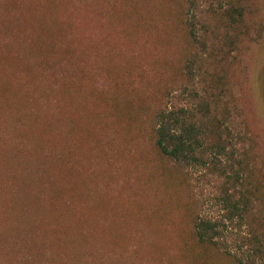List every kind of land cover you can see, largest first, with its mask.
I'll return each mask as SVG.
<instances>
[{
  "label": "rangeland",
  "instance_id": "rangeland-1",
  "mask_svg": "<svg viewBox=\"0 0 264 264\" xmlns=\"http://www.w3.org/2000/svg\"><path fill=\"white\" fill-rule=\"evenodd\" d=\"M183 23L264 181V0H0V264L209 263L178 237L220 182L150 141L153 102H195Z\"/></svg>",
  "mask_w": 264,
  "mask_h": 264
},
{
  "label": "trees",
  "instance_id": "trees-1",
  "mask_svg": "<svg viewBox=\"0 0 264 264\" xmlns=\"http://www.w3.org/2000/svg\"><path fill=\"white\" fill-rule=\"evenodd\" d=\"M235 15L241 16L240 11L232 9L229 16ZM184 24L180 25V32L185 51L177 75L184 77L183 83L192 84L190 97L195 102L177 109L153 102L150 141L162 164L166 161L183 168L205 170L220 183L214 199L218 218L202 216L194 203H190L191 210L184 215L188 231L186 236H183L184 229L180 231L178 239L183 242L184 252L201 255L197 260L204 258L208 264H224L226 260L232 264H264L263 176L257 170L251 172L248 160L252 156L248 149H238L241 135L231 128V123L220 120V96L209 87L200 93L194 89L198 56L195 48L199 41ZM158 213L165 214L163 203L155 214ZM228 234L232 246H227Z\"/></svg>",
  "mask_w": 264,
  "mask_h": 264
}]
</instances>
